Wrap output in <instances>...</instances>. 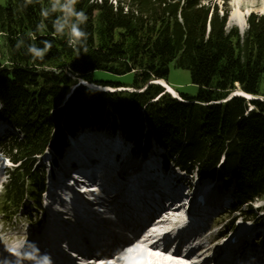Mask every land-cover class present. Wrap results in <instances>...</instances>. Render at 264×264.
Returning a JSON list of instances; mask_svg holds the SVG:
<instances>
[{
  "label": "trees",
  "instance_id": "16d2710c",
  "mask_svg": "<svg viewBox=\"0 0 264 264\" xmlns=\"http://www.w3.org/2000/svg\"><path fill=\"white\" fill-rule=\"evenodd\" d=\"M51 4L0 5V120L17 130L0 141L15 165L0 199L6 217L25 210V201L42 210L46 172L38 157L47 150L62 156L70 137L94 127L121 132L136 154L157 147L167 167L231 185L232 211L256 218L252 204L264 200V102L257 99L264 14L251 13L240 34L227 30L225 2L220 8L215 0H78L87 36L74 48L67 29L56 33L63 14ZM46 42L51 47L34 59L29 49L44 51ZM171 65L190 73L196 97L177 92L176 99L151 83L167 82ZM95 71L135 76L127 86L98 82ZM81 80L137 91H96ZM237 90L255 99L230 97Z\"/></svg>",
  "mask_w": 264,
  "mask_h": 264
},
{
  "label": "rangeland",
  "instance_id": "374dc122",
  "mask_svg": "<svg viewBox=\"0 0 264 264\" xmlns=\"http://www.w3.org/2000/svg\"><path fill=\"white\" fill-rule=\"evenodd\" d=\"M7 0H0V5H5ZM217 1V4H219L220 8L224 5H227L230 9V14H236V15H243L244 12H249L246 16V20L248 16L251 13H255L258 15L264 14V0H215ZM228 17V18H229ZM247 23V22H246ZM237 29L240 34H243L245 32H242L241 29L236 25H228L227 23V30L230 31L232 29ZM134 73H129L126 75H114L105 71H95L93 73V77L98 82H106V83H114V84H122L131 86L134 81ZM166 85L170 86L173 90H175L178 93H183L190 95L192 97H196L199 92V87L192 83L190 73L186 70L175 68L174 65H171L170 67V73L167 82L164 81ZM152 83V82H151ZM156 83V81H153V84ZM80 84V83H79ZM160 86V85H159ZM86 87L96 90V91H102V92H108V93H119V92H134L137 91L133 88H127V87H113V86H102V87H96L93 85L86 84ZM165 93L170 94L172 97L176 98V96L172 95L168 92L167 88L162 85ZM145 87L141 90H138L141 92L144 90ZM261 94L263 97L257 98L261 99L264 102V75L261 80L260 84ZM236 94V92H233L230 97H233V95ZM178 95V94H177ZM176 99H180L178 96ZM255 99V98H254ZM248 100V99H246ZM1 124V123H0ZM1 131L4 133V136H11L16 133V130L14 128H11L7 124H1ZM7 129V130H5ZM79 135L83 138L85 136L87 139L83 143L91 144L93 140H98V143L101 144L105 142L108 144L109 147H112L113 150H118L119 147L123 145V150L121 151V159L124 160L122 163L123 165H126L127 162H132L128 167L131 168H137L140 167L142 164L146 166L153 165L152 161L156 160V162L160 163V150L157 147H154V143L152 144L153 151L149 153L147 156L142 154H135L132 153L133 151V145L129 141H125V143H122V137L120 136V132H114L111 133L109 130H103L100 128H85ZM21 136V135H19ZM120 137V138H119ZM73 145L75 144L74 141ZM77 146V145H75ZM70 148V145L68 144L67 148L64 151L63 157L54 154L53 151L47 150L42 156L38 157L36 166L38 168L43 169L46 172V178H45V192L42 194L41 198V207L42 210H38V215L41 214L44 210H47V207H49L50 204H47L52 198H55V202L51 203L53 206H57L56 199L58 197H54L52 193H48L47 191V185L50 183L51 176L54 178L56 185L57 181V174L58 171H60L62 168L65 167L67 163V157H68V150ZM0 158H1V164H0V199L3 194V187L6 185L5 183L8 181V174L9 171L15 166L12 165L11 161L4 155V152L1 148L0 150ZM57 163L55 167H52L53 164ZM160 168V167H159ZM158 169V168H157ZM6 172V173H5ZM143 173V172H140ZM168 176H171V178L177 180L178 184L181 186L182 192H187L193 199L197 201H201V198H205V202H202V204L199 206L200 211H207L209 209H215L217 206H219V209H216L217 212H223V210H227V207L232 201V190L231 185L226 186L223 185L222 182H219L217 180H211V179H199L196 174H193L190 176L189 174L180 173L177 170L169 169V171L166 173ZM59 175V179H60ZM169 180V179H167ZM72 181V180H70ZM5 184V185H4ZM63 196L61 193L60 197ZM222 200V203H220ZM59 201V199H58ZM213 201V204L209 205L210 202ZM223 204V206H222ZM24 206L26 207L23 211H16L13 210V214L17 213L15 216H12V218L6 217V214H4L0 209V248L4 247L3 251V257L9 258L10 252L7 250L12 249L8 248L13 242H19L26 244L27 242H30L31 239L37 238L36 233L39 234L40 229L42 227V223H45L48 220V216L46 217V220L42 222L44 219V215L41 218V216L36 217V212H33L31 209V203L29 201L24 202ZM253 210L257 211L260 220L256 223H250V222H238L237 226L240 225H250L252 229H255L257 233H263L264 232V200H257L252 204ZM32 215V218H30L29 215ZM240 213L231 214V217L238 216ZM36 217V218H35ZM214 218V217H213ZM217 224H221L222 226L226 223L227 219L226 217L223 218H215ZM220 219L221 221H219ZM222 222V223H221ZM259 224H262L263 227L257 228ZM224 227V226H223ZM224 229V228H223ZM223 231V230H222ZM225 231V230H224ZM262 235V234H261ZM8 248V249H5ZM2 256V254H1Z\"/></svg>",
  "mask_w": 264,
  "mask_h": 264
},
{
  "label": "bare ground",
  "instance_id": "6f19581e",
  "mask_svg": "<svg viewBox=\"0 0 264 264\" xmlns=\"http://www.w3.org/2000/svg\"><path fill=\"white\" fill-rule=\"evenodd\" d=\"M249 12H244L243 15H236L231 14L230 17L228 18V25L236 24L242 32L247 28V23H246V16ZM156 82L161 83L164 85V87L167 88L168 92L171 93L172 95L178 97L177 92L173 90L170 86L166 85V83L163 80H158ZM237 95L244 96L247 98H253V96L247 95L243 93L242 91H236ZM79 143V142H78ZM94 144H99L98 140L94 141ZM84 156L86 158H89L87 152H83ZM69 159V155L67 157ZM1 158H0V164H1ZM95 161H90L89 159V164L94 165ZM132 163L127 162V164ZM121 173H115V176L118 178H121L124 183L128 182V177L131 174H136L137 169L136 168H131V167H123ZM157 171V170H154ZM86 174V170L84 171ZM93 171L89 173V176H92ZM66 175V174H65ZM68 177V176H67ZM63 178L64 182H61L59 179L56 181V185L54 184V190L55 193L52 194L56 195L58 199H56L57 206L51 205V203L55 202V198H52L47 204H50L49 207H47V210L41 212V216L44 215V219L42 221L46 220V217L48 216V220L43 223L44 227H46V231L40 233L38 238H43L44 241H47L48 243V249L51 252V256L55 257L58 255L57 249L62 251L61 249V243H59L60 239H58V230L57 226L59 223H65L66 221H70L76 218L77 214H84L88 217L93 216V210L89 207V201L85 203L84 200H88V196L79 193V191L76 190V187L74 183L72 184L71 182L67 183L66 178ZM155 181L151 180L149 182L146 181H141V182H134L135 186L137 188H140L142 190L144 189H151V185L154 184ZM145 191V190H144ZM61 193L63 196L60 197ZM82 202V205L80 204V200ZM205 202V198H203ZM96 203V199H94V203ZM222 203V200L221 202ZM213 204V201L209 203V205ZM83 205H86L87 208L83 207ZM95 207V205H93ZM219 206H217L218 208ZM62 236V235H61ZM250 237V233L246 231L245 229H241L239 231V234L236 237V240L233 241V243H239L241 240L248 239ZM222 238V237H221ZM43 243V241H41ZM255 242H252L254 244ZM172 246V245H171ZM58 247V248H57ZM253 247V245H252ZM57 248V249H56ZM19 250H26V246H22L21 249ZM20 254L19 252L16 254ZM192 258L189 257L188 259L182 257L179 253H171L169 251V247H167L165 250H159L156 248L154 245H142V246H137V243H131L127 246V248L123 249L121 253L110 257L107 261L108 264H200L194 261H191ZM210 261H207L204 264H209Z\"/></svg>",
  "mask_w": 264,
  "mask_h": 264
},
{
  "label": "clouds",
  "instance_id": "9594fccd",
  "mask_svg": "<svg viewBox=\"0 0 264 264\" xmlns=\"http://www.w3.org/2000/svg\"><path fill=\"white\" fill-rule=\"evenodd\" d=\"M32 0H26V5L31 4ZM78 0H52V11L62 13L61 19L55 21L54 28L57 34H65L67 29V35L69 36V45L76 47L80 45L85 39L87 34L81 30L80 25L87 21V16L83 11L76 10V4ZM42 15L47 17L48 12L44 10ZM51 47V44L46 42L44 51H40L35 47L29 49L34 59L42 58L47 50ZM86 51V49H85Z\"/></svg>",
  "mask_w": 264,
  "mask_h": 264
},
{
  "label": "water",
  "instance_id": "95a60500",
  "mask_svg": "<svg viewBox=\"0 0 264 264\" xmlns=\"http://www.w3.org/2000/svg\"><path fill=\"white\" fill-rule=\"evenodd\" d=\"M157 81H158V80H157ZM79 83H80V85H82V86H86V84L93 85V86H96V87H102V86H104V85L90 84V83H88L87 81H83V80L79 81ZM152 83H153V82H152ZM154 84H157V85L162 86V84L159 83V82H156V83H154ZM233 96H240V95L234 94ZM241 97H244V96H241ZM176 98H177V97H176ZM244 98H245V99H248V100H253V99H254V97H253V98H247V97H244ZM260 100H261V99H260Z\"/></svg>",
  "mask_w": 264,
  "mask_h": 264
}]
</instances>
